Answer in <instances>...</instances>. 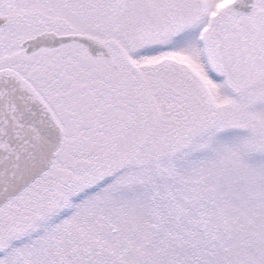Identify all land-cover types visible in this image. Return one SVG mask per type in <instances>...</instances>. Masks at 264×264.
I'll return each instance as SVG.
<instances>
[{
	"label": "snow or ice",
	"instance_id": "snow-or-ice-1",
	"mask_svg": "<svg viewBox=\"0 0 264 264\" xmlns=\"http://www.w3.org/2000/svg\"><path fill=\"white\" fill-rule=\"evenodd\" d=\"M0 264H264V0H0Z\"/></svg>",
	"mask_w": 264,
	"mask_h": 264
}]
</instances>
